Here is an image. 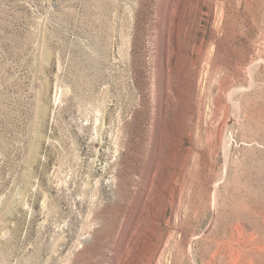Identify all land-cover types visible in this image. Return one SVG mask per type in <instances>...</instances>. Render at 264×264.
I'll return each instance as SVG.
<instances>
[{
    "label": "rangeland",
    "instance_id": "obj_1",
    "mask_svg": "<svg viewBox=\"0 0 264 264\" xmlns=\"http://www.w3.org/2000/svg\"><path fill=\"white\" fill-rule=\"evenodd\" d=\"M0 264H264V0H0Z\"/></svg>",
    "mask_w": 264,
    "mask_h": 264
}]
</instances>
